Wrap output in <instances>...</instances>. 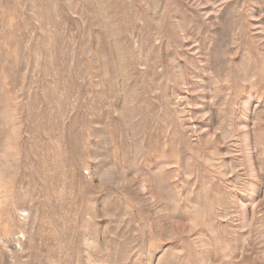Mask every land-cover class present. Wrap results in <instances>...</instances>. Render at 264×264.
I'll return each instance as SVG.
<instances>
[{
  "label": "rangeland",
  "instance_id": "obj_1",
  "mask_svg": "<svg viewBox=\"0 0 264 264\" xmlns=\"http://www.w3.org/2000/svg\"><path fill=\"white\" fill-rule=\"evenodd\" d=\"M0 264H264V0H0Z\"/></svg>",
  "mask_w": 264,
  "mask_h": 264
}]
</instances>
